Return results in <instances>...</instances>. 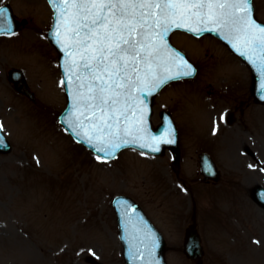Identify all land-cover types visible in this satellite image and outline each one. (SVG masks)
Masks as SVG:
<instances>
[{
  "label": "rangeland",
  "instance_id": "1",
  "mask_svg": "<svg viewBox=\"0 0 264 264\" xmlns=\"http://www.w3.org/2000/svg\"><path fill=\"white\" fill-rule=\"evenodd\" d=\"M13 1L17 13L27 16L30 24L20 38L0 40V119L14 144L12 153L0 154V264H88L84 257L91 252L104 264H125L112 207L116 193H131L162 227L170 228L172 221L178 225L177 219L181 224L187 221L185 215L177 216L173 204H185L176 198L182 195L164 194L158 189L162 179L158 168L168 164L169 159H147L129 150L117 160L106 162L92 156L69 137L58 121V114L65 105L63 90L61 97L50 94L47 76L41 74L40 63L35 65L36 54L48 56L50 60L54 58L56 63L58 58L49 41L44 40L49 45L43 47L34 33L38 15L43 14L39 9L25 6L26 0ZM254 1L259 18L264 20V0ZM47 23L48 20H41L42 32ZM173 39L197 62L200 70L195 79L175 83L163 92L155 105L154 120L159 118L163 102L179 108L177 119L186 154L182 173L190 180L189 188L198 204L199 219L212 221L215 228L221 222L226 225L223 214L231 209L230 201L220 196V188L224 184L231 187L229 181L234 176L239 183L247 184L254 175L247 172L242 152L250 143L245 131L254 128L248 126L250 122L240 119L234 127L226 129L227 138L216 145L221 158L218 162L223 171L225 168L220 185L195 183L196 152L213 142V111L208 109L203 87L212 83L214 86L233 85L226 91L225 98L234 100L245 82L236 78L241 70L240 62L232 59L218 40L204 37L196 41L197 44L194 38L181 33L175 34ZM2 57H5L4 64ZM21 64L30 71V85L38 97L35 103L16 93L8 80L9 69L22 67ZM45 68L50 73V68ZM48 82L55 89L59 86L55 67L51 68ZM255 128L264 132V127ZM232 163L234 167H230ZM184 196L186 206H190L186 192ZM235 196L242 198L240 193ZM212 210L220 218L219 222L212 218ZM243 220V226L233 219L232 225L253 232L254 252L242 259V263L263 264L259 243L264 236V216L252 209L244 214ZM169 259L171 264H189L176 252H171Z\"/></svg>",
  "mask_w": 264,
  "mask_h": 264
},
{
  "label": "snow or ice",
  "instance_id": "2",
  "mask_svg": "<svg viewBox=\"0 0 264 264\" xmlns=\"http://www.w3.org/2000/svg\"><path fill=\"white\" fill-rule=\"evenodd\" d=\"M49 3L56 18L53 42L65 58L61 85L69 86L72 104L64 123L105 157L114 158L130 143L158 152L160 144L173 142L167 129L166 137L145 139L147 105L142 97L151 96L169 80L193 74L191 65L165 42L175 30L217 32L253 65L264 89V25L253 18L252 0ZM3 34H14L7 8H0Z\"/></svg>",
  "mask_w": 264,
  "mask_h": 264
},
{
  "label": "water",
  "instance_id": "3",
  "mask_svg": "<svg viewBox=\"0 0 264 264\" xmlns=\"http://www.w3.org/2000/svg\"><path fill=\"white\" fill-rule=\"evenodd\" d=\"M256 80H260V82H262V78L261 77H256ZM152 96L153 95H151V96H145L144 98L147 100L148 98H149V103H150V105H151V101H152ZM2 147V145H0V148ZM3 149L4 150H6V149H8V147L7 146H3Z\"/></svg>",
  "mask_w": 264,
  "mask_h": 264
}]
</instances>
